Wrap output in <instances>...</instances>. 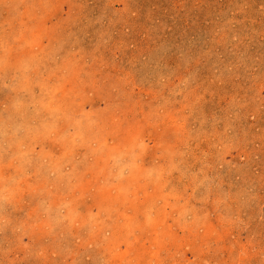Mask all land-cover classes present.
Listing matches in <instances>:
<instances>
[{"label": "rangeland", "instance_id": "obj_1", "mask_svg": "<svg viewBox=\"0 0 264 264\" xmlns=\"http://www.w3.org/2000/svg\"><path fill=\"white\" fill-rule=\"evenodd\" d=\"M0 264H264V0H0Z\"/></svg>", "mask_w": 264, "mask_h": 264}]
</instances>
